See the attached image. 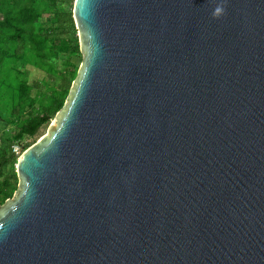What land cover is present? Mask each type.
<instances>
[{
  "label": "water",
  "instance_id": "95a60500",
  "mask_svg": "<svg viewBox=\"0 0 264 264\" xmlns=\"http://www.w3.org/2000/svg\"><path fill=\"white\" fill-rule=\"evenodd\" d=\"M82 66L0 205V264H264V0H76Z\"/></svg>",
  "mask_w": 264,
  "mask_h": 264
},
{
  "label": "trees",
  "instance_id": "16d2710c",
  "mask_svg": "<svg viewBox=\"0 0 264 264\" xmlns=\"http://www.w3.org/2000/svg\"><path fill=\"white\" fill-rule=\"evenodd\" d=\"M51 3L54 8L55 0ZM49 8L48 0H0V101L6 91L16 92L12 113L5 116L15 134L8 139L11 143L7 148H0V205L14 197L19 188L17 173L11 176L5 173L17 161L14 147L18 141L35 137L45 125H51V120L64 107L79 72V68L67 71L58 68L60 53L77 54L82 50L80 37L69 39L58 33L60 30L54 25L43 26L40 20L49 14ZM73 15L68 16L76 24ZM66 18L57 14L59 22ZM27 52L34 57L36 69L55 82L49 94L42 93L40 81L30 83L25 69L21 68L22 64L26 67ZM34 143H26L23 151Z\"/></svg>",
  "mask_w": 264,
  "mask_h": 264
},
{
  "label": "rangeland",
  "instance_id": "374dc122",
  "mask_svg": "<svg viewBox=\"0 0 264 264\" xmlns=\"http://www.w3.org/2000/svg\"><path fill=\"white\" fill-rule=\"evenodd\" d=\"M75 3L76 0H55V7L52 8L51 0H48V4L50 6V12L47 14L46 17L42 18L40 21L43 24V26H52L54 25L56 29H59L60 34L63 36L68 37L69 39H76L80 37L77 26L75 23L71 22L68 15L71 13L74 14L75 11ZM60 13L61 15L67 17L66 19H63L61 22L57 20V14ZM74 16V15H73ZM0 18L2 16L0 15ZM27 64L26 67L21 66V68L25 69L27 73V78L30 83L33 81H40L42 86V93L43 94H49L50 87L55 84L54 81H51L45 72L36 69V67L33 65L34 57L27 52L25 55ZM84 60V54L82 52L77 54H67V53H60L57 59V65L58 68L62 71H67L73 68H79L82 66ZM69 61V63H67ZM28 71V72H27ZM16 95V92L14 90H8L5 92L4 98L0 101V148H7L10 145L11 137L15 134V131L13 129V126L10 122L7 121L6 117L7 115H10L12 112L14 99L13 96ZM57 117V116H56ZM56 117L54 119H56ZM51 120V123L53 120ZM49 124L45 125L41 132L35 136V137H27L21 141H18L17 148L19 152H17L18 158L17 161L8 166L5 170L6 175H13V173H17V165L19 158L24 153L23 146L26 143H34L36 140L38 141L43 135H46L49 133ZM36 141V142H37ZM35 142V143H36ZM18 176V173H17ZM20 185V179L18 177V186ZM16 194V193H15Z\"/></svg>",
  "mask_w": 264,
  "mask_h": 264
},
{
  "label": "built area",
  "instance_id": "2783aa9c",
  "mask_svg": "<svg viewBox=\"0 0 264 264\" xmlns=\"http://www.w3.org/2000/svg\"><path fill=\"white\" fill-rule=\"evenodd\" d=\"M14 150H15L16 152H19L17 146L14 147Z\"/></svg>",
  "mask_w": 264,
  "mask_h": 264
}]
</instances>
